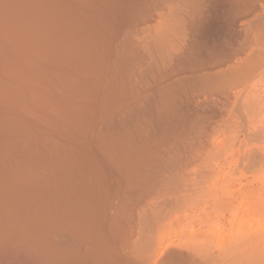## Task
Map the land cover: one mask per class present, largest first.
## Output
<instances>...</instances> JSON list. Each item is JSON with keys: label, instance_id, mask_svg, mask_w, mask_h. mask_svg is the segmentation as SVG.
Listing matches in <instances>:
<instances>
[{"label": "bare ground", "instance_id": "bare-ground-1", "mask_svg": "<svg viewBox=\"0 0 264 264\" xmlns=\"http://www.w3.org/2000/svg\"><path fill=\"white\" fill-rule=\"evenodd\" d=\"M260 92L264 0H0V264H264Z\"/></svg>", "mask_w": 264, "mask_h": 264}, {"label": "rangeland", "instance_id": "rangeland-1", "mask_svg": "<svg viewBox=\"0 0 264 264\" xmlns=\"http://www.w3.org/2000/svg\"><path fill=\"white\" fill-rule=\"evenodd\" d=\"M261 89H262V88H261ZM261 94L264 95V93L260 92V96H261V97H262ZM263 97H264V96H263ZM258 108H259V107H258ZM260 109H261V110H260ZM260 109H258V110H260L258 115H260V114L262 115V112H263V114H264V109L262 108V106L260 107ZM258 110L256 109V113H258ZM261 111H262V112H261ZM224 112H225L224 110H221V111L218 110V112H216V113L218 114V116H217L218 119L216 118L217 120H214V122H215V121L218 122V123L215 122L216 125H218V124L220 123V120H222V119H224V120H225V119L228 120V118H226V116H228V115L226 114V112H225V113H224ZM256 113L254 112V114H256ZM223 114H224V115H223ZM252 114H253V113H252ZM254 114H253V116H254ZM256 115H257V114H256ZM256 115H255L254 118H256V117L258 116V115H257V116H256ZM261 115H260V116H261ZM224 116H225V117H224ZM253 116L251 115L252 118L250 117V119H253V120H251V122L253 121V123H255L256 126H253V125H255V124H253V125H251V126H252V127H257V126L259 125V127H261V123L264 122V121H263V120H264V115H263V120H261V119H262V117H261V119H260L261 121H259V119H258L260 116L257 118V119H258L257 121H256V119L253 118ZM219 118H221V119H219ZM226 120H225V121L222 120L221 123L226 122ZM254 120H255V122H254ZM258 122H260V124H258ZM221 123H220L219 125H221ZM224 125H225V124H224ZM224 125H221V126L224 127ZM263 125H264V123H262V127H261L260 129H258L259 127L256 128V129L254 128L255 131H254V130H253V131L256 132V133H257V132H260V130L263 131V130H264V129H262V128H264ZM221 126H220V127H221ZM223 127H221V128H222V130H223L224 132H220V133H221V134H220V137H222V138H220L218 141H221V140L225 137L224 139H225L226 141H225L224 139H223V140H224V142L227 144L229 139H230V141L232 140V141H231L232 144L234 143L235 146H238V147L236 148V147L233 146L232 144L230 145V149H231V148L233 149V148L235 147V149H234V151L236 152V153H235V156H237V154H239L240 152L242 153V151H240L239 149L241 148V150H242V148L245 147V145L250 141V140L247 141L248 139H251V140L253 141L252 138H248V137H247L248 139L246 138L247 140H245V138H244L242 135H240V134H239V135H240L241 137H240V136H238V137L236 136V137H237V140L233 139V138H235L234 136H232L233 138L231 137V138L227 139V138H226L227 135L224 136L226 133H225V130L223 129ZM225 127H226V126H225ZM250 128H251V127H250ZM250 128H249V129H250ZM225 129H226V128H225ZM252 129H253V128H252ZM257 129H258V131H256ZM250 131H252V130H250ZM250 131H249V133H248V131H247L248 135H250L251 133L254 134L253 131H252V132H250ZM236 132H237V131H236ZM222 133H224V134H222ZM256 133H255V134H256ZM235 134H236V133H235ZM252 134H251V135H252ZM222 135H223V136H222ZM239 137H240V139H238ZM250 137H252V136H250ZM243 138H244V139H243ZM233 141H235V142L237 141V142L235 143V142H233ZM244 141H245V142H244ZM252 141H251L250 143H251L252 145H254L253 147H256V146H257V147H260V146L256 145V141L253 142V143H252ZM216 143H217V142H216ZM216 143H215V144H216ZM222 143H223V142H220V144H222ZM225 143H223V144L220 146V144H219V142H218L217 144H218V146H220V147H218V148H219L218 150H221V151L224 150L225 145H226ZM229 143H230V142H229ZM240 143H241L242 145H243V143H244V145L242 146ZM215 144H213V145L216 147ZM239 144L241 145V147L239 146ZM251 144H248L249 147H250V148L248 147L249 150H247L246 147H245L244 150H243V154L240 153L242 156H249V152H250V151H253V152L256 151V152H258V148L256 147L257 150H255L256 148L253 149V147L251 146ZM214 146H212V147H214ZM232 146H233V147H232ZM246 146H247V145H246ZM239 147H240V148H239ZM220 148H221V149H220ZM238 148H239V149H238ZM216 149H217V148H216ZM236 149H238L239 151H236ZM245 149H246V150H245ZM252 149H253V150H252ZM254 150H255V151H254ZM231 151H233V150H231ZM244 151H246V153H245ZM248 151H249V152H248ZM247 152H248V153H247ZM244 153H245V154H244ZM240 154H239V156H240ZM256 154H257V153H256ZM256 156H258V155H256Z\"/></svg>", "mask_w": 264, "mask_h": 264}]
</instances>
